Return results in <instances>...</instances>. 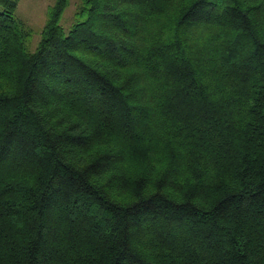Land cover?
<instances>
[{"label": "trees", "instance_id": "obj_1", "mask_svg": "<svg viewBox=\"0 0 264 264\" xmlns=\"http://www.w3.org/2000/svg\"><path fill=\"white\" fill-rule=\"evenodd\" d=\"M0 0V264H264V0Z\"/></svg>", "mask_w": 264, "mask_h": 264}, {"label": "rangeland", "instance_id": "obj_2", "mask_svg": "<svg viewBox=\"0 0 264 264\" xmlns=\"http://www.w3.org/2000/svg\"><path fill=\"white\" fill-rule=\"evenodd\" d=\"M54 0H20L16 15L22 19L32 30L33 36L30 42L31 49H35L42 30L48 18V9ZM76 0H72L62 19V26L68 30L76 10Z\"/></svg>", "mask_w": 264, "mask_h": 264}]
</instances>
